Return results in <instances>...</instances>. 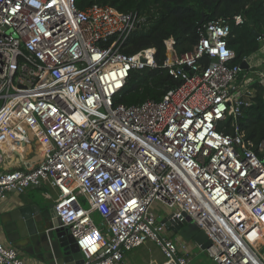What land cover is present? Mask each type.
Listing matches in <instances>:
<instances>
[{
    "label": "built area",
    "instance_id": "2783aa9c",
    "mask_svg": "<svg viewBox=\"0 0 264 264\" xmlns=\"http://www.w3.org/2000/svg\"><path fill=\"white\" fill-rule=\"evenodd\" d=\"M145 21L99 3L0 0V158L44 147L32 167L0 171V200L48 184L82 264H121L147 239L162 264H190L162 235L158 206L203 230L216 264H264V140H245L236 122L264 72L250 55L247 68L232 64L228 20L216 18L189 51L166 40L162 67L177 83L159 100L118 103L130 71L156 66L154 47L122 52ZM227 118L232 133L219 129ZM0 264H26L1 236Z\"/></svg>",
    "mask_w": 264,
    "mask_h": 264
},
{
    "label": "trees",
    "instance_id": "16d2710c",
    "mask_svg": "<svg viewBox=\"0 0 264 264\" xmlns=\"http://www.w3.org/2000/svg\"><path fill=\"white\" fill-rule=\"evenodd\" d=\"M91 3L110 5L122 12L136 11L146 17L144 25L131 33L122 52L133 54L154 47L156 66L130 71L120 97L116 98V102L126 105L159 100L177 83L162 67L169 38L174 40L180 54L191 50L197 42V28L202 23L216 18L228 20L230 32L226 43L235 54L232 64H240L243 58L260 49V41L251 29L264 36V0H76L80 9ZM237 15L243 18V23H235ZM252 89L254 93L249 104L242 108L237 125L243 138L256 146L264 140V91L257 82ZM232 122V118H227L219 129L232 133Z\"/></svg>",
    "mask_w": 264,
    "mask_h": 264
},
{
    "label": "crops",
    "instance_id": "0c3cea01",
    "mask_svg": "<svg viewBox=\"0 0 264 264\" xmlns=\"http://www.w3.org/2000/svg\"><path fill=\"white\" fill-rule=\"evenodd\" d=\"M256 52L250 55L253 70H255V68L257 70L264 61V57L255 59ZM19 150L21 153L15 154L13 152H5L2 155L0 158V171L11 168L32 167L40 159V155L44 152V147L38 143L36 145L30 144L26 146V148H21ZM33 204H37L41 209L48 204L38 198L33 187H28L21 193L15 190L8 191L6 197L0 200V236L4 243L12 245L8 241V233L3 227V225L9 223L10 214L20 207L31 206ZM158 207H160L161 210L160 212L157 211L158 220L165 221L169 214V210L162 206ZM162 235L176 243V255L187 258L190 264H216L194 240V233L192 231H184V229L174 231L166 226ZM10 237L14 238L15 235L11 233ZM13 247L17 250L26 264H49L45 259L41 260L37 258V253L28 254L23 252L21 247ZM164 261V254L160 246L153 240L147 239L141 245L125 251L121 264H162Z\"/></svg>",
    "mask_w": 264,
    "mask_h": 264
},
{
    "label": "water",
    "instance_id": "95a60500",
    "mask_svg": "<svg viewBox=\"0 0 264 264\" xmlns=\"http://www.w3.org/2000/svg\"><path fill=\"white\" fill-rule=\"evenodd\" d=\"M251 32L256 38L260 36L253 28ZM259 44L260 47L264 46L263 41H260ZM240 66L247 68L246 61H241ZM237 121L238 116H236ZM53 207L54 204L51 202L42 209L37 204H33L14 210L10 214L9 223L3 225L5 231L8 233V241L13 246L21 247L23 252L28 254L37 253V258L41 260L45 259L49 264H59V260L82 264V255L75 245L73 237L67 227L61 226L59 218L55 216ZM163 222L165 226L174 231L181 229L192 231L194 233V240L203 250L211 244L206 233L191 224L187 216L181 220L170 218ZM10 232L15 235L14 238L10 237Z\"/></svg>",
    "mask_w": 264,
    "mask_h": 264
},
{
    "label": "rangeland",
    "instance_id": "374dc122",
    "mask_svg": "<svg viewBox=\"0 0 264 264\" xmlns=\"http://www.w3.org/2000/svg\"><path fill=\"white\" fill-rule=\"evenodd\" d=\"M255 53V52H254ZM252 53V55L254 54ZM260 57H264V46L260 47V49L256 52L255 54V59H260ZM256 70V68H255ZM256 71H261L264 72V61L262 65L256 70ZM256 77V73L252 72L250 74V78L248 79V86L251 85V82L253 79ZM38 155V154H37ZM36 191V195L38 196L39 199L43 200L44 202L51 203L54 198H55V190L52 189L48 184H44L40 187H33ZM82 204H86L84 198H81ZM160 207H158V212H160ZM95 219L97 218V215H94ZM59 264H74L72 262H64L63 260H59Z\"/></svg>",
    "mask_w": 264,
    "mask_h": 264
}]
</instances>
